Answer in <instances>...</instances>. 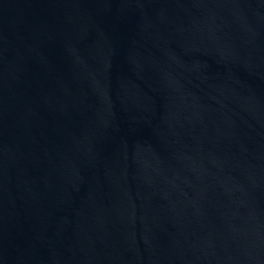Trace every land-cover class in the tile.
<instances>
[{
    "label": "water",
    "instance_id": "95a60500",
    "mask_svg": "<svg viewBox=\"0 0 264 264\" xmlns=\"http://www.w3.org/2000/svg\"><path fill=\"white\" fill-rule=\"evenodd\" d=\"M0 264H264V0H0Z\"/></svg>",
    "mask_w": 264,
    "mask_h": 264
}]
</instances>
